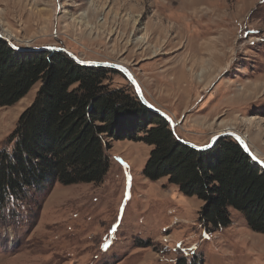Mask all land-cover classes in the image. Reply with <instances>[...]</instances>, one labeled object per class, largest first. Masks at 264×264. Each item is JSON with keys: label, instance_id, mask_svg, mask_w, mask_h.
I'll return each mask as SVG.
<instances>
[{"label": "rangeland", "instance_id": "1", "mask_svg": "<svg viewBox=\"0 0 264 264\" xmlns=\"http://www.w3.org/2000/svg\"><path fill=\"white\" fill-rule=\"evenodd\" d=\"M0 32L120 63L183 140L234 131L264 162V0H0ZM108 82L133 94L120 73ZM37 88L0 107V148ZM150 150L113 140L100 182L50 181L10 199L0 264H264V233L235 210L226 227L204 225L200 199L143 174Z\"/></svg>", "mask_w": 264, "mask_h": 264}, {"label": "trees", "instance_id": "2", "mask_svg": "<svg viewBox=\"0 0 264 264\" xmlns=\"http://www.w3.org/2000/svg\"><path fill=\"white\" fill-rule=\"evenodd\" d=\"M110 73L122 74L81 65L62 51L18 52L0 38V107L13 105L38 83L0 148L1 211L10 199L50 181L100 182L109 168L111 141L126 138L151 146L143 168L147 178H167L202 201L204 225L226 227L235 210L253 231L264 233V169L237 140L220 137L205 150L184 144L129 81L133 94L112 87Z\"/></svg>", "mask_w": 264, "mask_h": 264}, {"label": "water", "instance_id": "3", "mask_svg": "<svg viewBox=\"0 0 264 264\" xmlns=\"http://www.w3.org/2000/svg\"><path fill=\"white\" fill-rule=\"evenodd\" d=\"M0 38L7 41L8 44H10V46L18 52H23V51H39V50H57V51H62L64 53H66L68 56H70L75 62L84 65V66H103V67H108V68H113L115 70L120 71L126 78L127 80L132 84L138 98L140 99V101L151 111L159 114L160 116H162L163 118L166 119V121L168 122L170 128L172 129V131H174V127H175V123L173 122L171 116H169L168 114H166L164 111H162L161 109H159L158 107L154 106L153 104H151L143 95L141 87L139 85V83L137 82V80L135 79V77L133 76V74L131 73V71L125 67L124 65L120 64V63H116V62H107V61H90V60H84L81 59L77 56H75L70 50L64 48V47H57V46H42V47H31V46H17L15 44H13L6 36H4L3 34H1L0 32ZM225 136H230L232 138H234L235 140H237V142L240 144V146L243 148V150L246 152V154L251 158V160L256 163L257 165H259L261 168L264 169V162H262L255 154V152L253 150L250 149L249 145H247L248 143L246 142L245 138L240 135L237 132L234 131H221V132H217L214 135L211 136V138L209 139L208 143L206 144H202V145H196L190 141L187 140H183L181 138H178L179 141L183 142L186 145H189L195 149L198 150H205V149H209L211 148L215 142L217 141L218 138L220 137H225Z\"/></svg>", "mask_w": 264, "mask_h": 264}, {"label": "bare ground", "instance_id": "4", "mask_svg": "<svg viewBox=\"0 0 264 264\" xmlns=\"http://www.w3.org/2000/svg\"><path fill=\"white\" fill-rule=\"evenodd\" d=\"M248 145V144H247ZM257 156V155H256ZM262 161V160H261ZM263 162V161H262Z\"/></svg>", "mask_w": 264, "mask_h": 264}]
</instances>
